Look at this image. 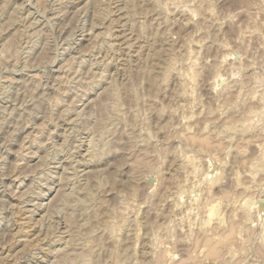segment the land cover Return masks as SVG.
I'll list each match as a JSON object with an SVG mask.
<instances>
[{
  "label": "rangeland",
  "instance_id": "374dc122",
  "mask_svg": "<svg viewBox=\"0 0 264 264\" xmlns=\"http://www.w3.org/2000/svg\"><path fill=\"white\" fill-rule=\"evenodd\" d=\"M157 1L0 0V264H58V257L60 264H149L152 234L160 250L173 253L155 264H264V203L254 206L249 222L239 205L264 200V159L262 167L257 161L264 157V0ZM193 61L196 75L185 88L178 72ZM217 72L223 80L213 92ZM246 120L253 123L247 131L229 128ZM189 134L207 137L208 146L189 143ZM186 155L195 160L192 179ZM217 174L210 202H222L223 227L231 223L226 200L239 205L230 236L238 226L245 238L231 244L233 257L226 250L215 258L207 248L200 252L199 244L205 246L195 238L203 237L204 213L186 202L190 185L197 181L195 193L202 195ZM101 197L114 209L111 216H138L137 250L130 245L133 223L117 231V216L107 224L112 233L99 227ZM166 226L174 228L170 235ZM67 239L91 240V260L82 257L87 252L68 256Z\"/></svg>",
  "mask_w": 264,
  "mask_h": 264
},
{
  "label": "bare ground",
  "instance_id": "6f19581e",
  "mask_svg": "<svg viewBox=\"0 0 264 264\" xmlns=\"http://www.w3.org/2000/svg\"><path fill=\"white\" fill-rule=\"evenodd\" d=\"M152 1H157V0H152ZM160 1V0H159ZM173 1H175V0H173ZM172 1V2H173ZM179 1V0H178ZM177 0L175 1V2H173V5H180V3H177L178 2ZM181 1V0H180ZM184 2H185V0H183ZM129 2V1H128ZM158 2V1H157ZM157 2H155V3H157ZM161 2V1H160ZM158 3V5L159 4H161V3ZM182 2V1H181ZM131 3V2H130ZM132 3H133V1H132ZM174 3H177V4H174ZM163 4V6H165L164 4L165 3H162ZM162 4H161V8L163 7L162 6ZM155 5V4H154ZM153 5V6H154ZM169 5V4H168ZM168 5H166L167 7H169ZM171 5V4H170ZM200 5V4H199ZM165 6V7H166ZM131 7V6H130ZM154 7H156V6H154ZM160 7V6H159ZM164 7V8H165ZM200 7V6H199ZM199 7H196L195 6V8H198L199 9ZM28 8V7H27ZM164 8H162V9H164ZM186 8H188V7H186ZM202 8V7H201ZM156 9V8H155ZM158 9V8H157ZM160 9V8H159ZM169 9V8H168ZM167 8H166V10H168ZM170 9H172L171 7H170ZM169 9V10H170ZM185 9V8H184ZM184 9L182 10V11H184ZM191 9V8H190ZM193 9V8H192ZM197 9V10H198ZM168 10V11H169ZM187 10V9H186ZM185 10V11H186ZM160 11V10H159ZM162 11V10H161ZM168 11H166V15L168 16V14H167V12ZM188 11H189V9H188ZM191 12L190 13H193V14H191V15H194L195 13V11L194 10H190ZM28 12V11H27ZM105 12V11H104ZM132 12V11H131ZM134 12V11H133ZM129 13V12H128ZM164 14H165V11L163 12ZM170 13V12H169ZM185 13H187L188 14V12H185ZM26 16V15H25ZM29 16V15H28ZM105 16H107V15H105ZM109 16V15H108ZM187 16V15H186ZM189 17H190V14L188 15ZM194 16H196V15H194ZM164 18V17H163ZM192 18V17H191ZM190 19V18H189ZM189 19H188V21H189ZM165 20H167L168 21V19H165ZM165 20H164V22H165ZM186 21V20H185ZM166 23V22H165ZM188 23V22H187ZM189 23H190V21H189ZM134 24V23H133ZM141 24V23H140ZM144 23H142V25H143ZM137 25V24H136ZM141 25V26H142ZM168 25V24H167ZM144 26H146V25H144ZM135 27V26H134ZM137 27H140L139 25H137ZM142 29H143V26H142ZM145 29H147L146 27L144 28V30ZM139 31H140V28H139ZM90 32V31H89ZM142 32V31H141ZM105 33V32H104ZM109 33V31H107V34ZM110 34V33H109ZM104 35V34H103ZM110 36V35H109ZM97 38V37H96ZM110 38V37H109ZM166 39V38H165ZM90 40V39H89ZM103 41V40H102ZM92 42H93V40H92ZM197 43L196 44H200V43H198V41H196ZM193 44V43H192ZM103 45V44H102ZM130 45V44H129ZM7 47V46H6ZM5 47V48H6ZM109 47H110V45H109ZM190 48H191V46H190ZM2 49V48H1ZM192 49V48H191ZM3 50H5V49H3ZM189 50V49H188ZM190 52V51H189ZM188 52V53H189ZM192 52H194V51H192ZM191 52V53H192ZM4 53V52H3ZM2 53V54H3ZM195 54H196V52H194ZM194 53H192V54H190V56H191V58H192V55H194V57L196 56ZM3 56V55H2ZM190 56H188V57H190ZM193 57V58H194ZM225 55H224V57H223V59H222V62L225 60ZM2 58V57H1ZM196 58V59H195ZM194 59H190L189 58V60H194L195 62H196V60H197V57H195ZM73 60V59H72ZM194 61L191 63V65L188 67V69L187 70H184L183 72L184 73H182L181 74V72L179 71H177L176 69V71L178 72V73H180V75L182 76L181 78H183V80L184 81H186V83H188V84H183L184 86L185 85H190V83L191 82H193V80H194V78H195V75H196V71L194 70V68H195V66H194ZM66 62V61H65ZM221 62V61H220ZM67 63H68V61H67ZM108 63V62H107ZM106 63V64H107ZM173 63V62H172ZM171 63V64H172ZM170 64V63H169ZM170 64V65H171ZM69 65H70V63H69ZM109 65V64H108ZM170 65H169V68H171L170 67ZM196 65V64H195ZM172 66V65H171ZM67 67V66H66ZM174 68V67H173ZM168 69V68H167ZM168 70H170V69H168ZM105 71V70H104ZM103 71V72H104ZM232 72H234V71H232ZM177 73V74H178ZM101 74H102V72H101ZM104 74V73H103ZM100 75V74H99ZM98 75V76H99ZM235 75V74H234ZM35 76V75H34ZM33 76V77H34ZM233 76V75H232ZM99 78H100V76H99ZM102 78V77H101ZM223 80V77L221 76V74L220 73H218L217 72V74L215 75V77H214V84H213V86L211 87V90L213 91V92H215V90H216V86L217 85H219L220 83H221V81ZM183 83V82H182ZM185 88H186V86H185ZM224 88H222V89H219V91H217V92H221L222 90H223ZM135 90V89H134ZM184 90V89H183ZM191 90V93H192V89H191V87H190V89H189V91ZM187 93H189V92H187ZM190 93V94H191ZM133 95V94H132ZM138 95V94H137ZM137 95H136V97H137ZM134 96V95H133ZM190 96V95H189ZM135 97V98H136ZM139 97V96H138ZM264 97V96H263ZM262 97V99H263V102H264V98ZM139 98H142V97H139ZM138 98V99H139ZM137 99V98H136ZM137 99V100H138ZM136 101V100H135ZM140 101H142V100H140ZM143 102V101H142ZM262 102V103H263ZM137 103V102H136ZM260 109V112L259 113H261L262 114V112H264V103H263V105L261 106V108H259ZM254 112L255 111H249V113L251 114V113H253L254 114ZM257 113L256 114H258V111H256ZM260 115V114H259ZM262 115H264V113L262 114ZM260 117H262L263 118V116H260ZM253 125V123L252 122H250V121H243V122H240L238 125H233V126H230L229 128H234V127H236V126H238L242 131H247V130H249V129H251V126ZM205 126H206V124H205ZM204 127V126H203ZM207 127V126H206ZM237 127V128H238ZM253 127V126H252ZM201 129H202V127H201ZM185 130L187 131L188 130V128H185ZM200 131L201 130H199V134H200ZM202 131H203V129H202ZM201 131V132H202ZM187 133V132H186ZM203 133V132H202ZM245 134V133H244ZM194 135V134H193ZM195 135H198V134H195ZM201 135V134H200ZM200 135H198V136H200ZM243 135V134H242ZM195 137V136H191L190 134L189 135H187L186 136V140L187 141H189V143H191V144H198V145H203V146H208L207 145V142H208V138L207 137H205V136H201V137ZM244 136V135H243ZM181 137H184L185 138V136L183 135V136H181ZM180 136H179V138H181ZM240 138H242V137H240ZM244 138V137H243ZM242 138V139H243ZM245 139V138H244ZM144 140V139H143ZM185 141V140H184ZM241 141H243V140H241ZM90 142V141H89ZM143 142H145V141H143ZM29 143V142H28ZM91 144H92V142H91ZM25 145V144H24ZM90 145V144H89ZM149 145V144H148ZM31 146V145H30ZM91 146H93V145H91ZM90 146V147H91ZM190 146V145H189ZM229 146V145H228ZM223 147V146H222ZM93 148V147H92ZM207 148V147H206ZM227 148V147H226ZM225 147H224V150L226 149ZM230 148V147H229ZM227 152V151H226ZM101 153V152H100ZM146 153V152H145ZM148 153V152H147ZM89 154V153H88ZM92 155H93V153H92ZM97 155H98V153H97ZM93 156H95L96 158H97V156L96 155H93ZM93 156H91L90 155V157H92V159H93ZM98 156H100V154L98 155ZM82 157V156H81ZM86 157H88V158H90L89 156H87L86 155ZM185 159V160H184ZM184 161H186V163L189 161L190 163H192V166H191V168H190V175H189V177L191 176V178H189V179H192V178H194L196 175H197V168H196V164H195V160L194 159H192L191 157H189L188 155H186L185 157H184ZM263 159H264V157H263V155H260L259 156V158L257 159V161H258V164H259V166L260 167H262V163H263ZM182 160V161H183ZM78 161V160H77ZM92 161V160H91ZM183 161V162H184ZM80 162V161H79ZM188 162V163H189ZM187 163V164H188ZM145 164V163H144ZM146 166V165H145ZM147 166H148V164H147ZM257 166V165H256ZM259 166H258V169H260L259 168ZM63 167V166H62ZM149 167H151V165L149 166ZM257 168V167H256ZM255 168V170L257 171L258 169H256ZM64 171V170H63ZM92 172V171H91ZM199 172V171H198ZM93 173V172H92ZM86 174V173H85ZM94 174V173H93ZM201 174V173H200ZM199 174V175H200ZM251 174H252V171H251ZM254 174V173H253ZM83 175V174H82ZM221 175H222V173H221ZM221 175H216V176H218V177H215V178H213V179H211V180H209V181H207L208 180V178H207V180H206V182H207V184H206V182H205V184H206V187H205V185H204V189H203V193H202V195H200V194H197V193H195V191H196V185L197 184H195V182H197V181H195L194 182V184H192V185H190V187H189V190H187V191H185V193H187V195H186V198H187V200H186V202H188V207H190L191 208V210H192V206H193V208H196V209H200L201 211H202V213H204L203 214V218H202V221H201V224L203 225V229H202V233H203V235H200V236H203V237H199L200 239H198V238H195V239H197V241L200 243H202V245L203 246H205V247H202L201 246V248L199 247L201 244H199V246L197 247V248H199V250H200V252H202V248H207V253H208V255L209 256H211L212 258H215V257H217L218 255H219V253H221V251L222 250H226L227 251V255H231L230 257H233L232 255L235 253L234 252V248L232 247V245L231 244H233L234 242H240L241 241V239L243 238H245V237H242L241 238V234L242 233H244L243 231H242V229L239 227L238 229H237V227H236V231H235V233L232 235V236H230V231H231V229L233 228V225H234V223H232V220H233V218H234V216H235V218H236V215L234 214V213H236L235 211H237L236 209H237V207L239 206V205H241L240 206V208L241 207H244V209H243V211L242 212H244V218H245V220H247L248 222H249V219H251V217H252V213L254 212H252L251 213V211L253 210V209H255V207L254 206H256V205H260V204H262V203H264V200L263 199H258V200H250V199H245V200H243L242 202L241 201H239L240 203H239V205L238 206H236L235 205V203H232V202H230L229 200H226V205H224V207L225 206H229V207H231L229 210H232V212L231 211H229L231 214H229V219H230V221H231V223L230 224H228L229 222H227L226 224L228 225H226L227 227H225V225H224V227L222 226V223H223V221H224V216L221 214L222 213V211L219 209L220 207L219 206H221L220 204H222V202H217V203H211L210 202V199H211V192H210V188L212 187L211 185L212 184H214L215 182H217L218 181V179L220 178L219 176H221ZM253 176V175H252ZM81 178V177H80ZM204 178V177H203ZM202 178V179H203ZM206 178V177H205ZM204 178V179H205ZM86 179H87V177H86ZM145 180H147L148 181V183L150 184V185H152L153 184V179L152 178H144ZM188 179V178H187ZM203 179V180H204ZM88 180V179H87ZM140 180V179H139ZM144 180V181H145ZM198 180H200V179H198ZM83 181V180H82ZM122 181V180H121ZM138 181V180H137ZM188 181H190V180H188ZM193 181H194V179H193ZM86 182V181H85ZM126 182V181H125ZM129 182V181H128ZM203 182V181H202ZM88 183V182H87ZM122 183V182H121ZM123 183H124V181H123ZM130 183V182H129ZM147 183V182H146ZM191 183H193V182H191ZM190 183V184H191ZM204 183V182H203ZM125 184V183H124ZM123 184V185H124ZM127 185V184H126ZM189 185V184H188ZM50 186H52V185H50ZM125 187V186H124ZM127 187V189L126 190H128L129 189V184H128V186H126ZM76 188V187H75ZM244 189L245 190H248V187H244ZM254 190V189H253ZM86 191L88 192V190L86 189ZM60 192V191H59ZM66 192V191H65ZM81 192V191H80ZM84 192V191H83ZM132 192V193H131ZM131 192H129L131 195H129V196H132V195H134V191L132 190ZM78 193V192H77ZM89 193V192H88ZM128 193V192H127ZM128 193V194H129ZM150 193H151V191H150ZM64 194V193H63ZM184 194V192H180V193H178V195L176 196V197H179V198H181L182 197V195ZM78 195V194H77ZM84 195H87V194H85V192H84ZM147 195V194H146ZM150 195V194H149ZM149 195H147V196H149ZM54 196H56V195H54ZM70 196V195H69ZM72 196V195H71ZM90 196V195H89ZM84 197H87V196H83V199H84ZM175 197V198H176ZM52 198V197H51ZM74 198V197H73ZM94 198V197H93ZM98 198H99V196H98ZM98 198L97 199H95V200H97V203L99 204V208H100V210H99V212L98 211H96V217H97V220L99 221H96L95 219V221L96 222H98V223H100L99 224V227L101 226L104 230L108 227V225L107 224H109V223H111L110 221H109V219H112V221H113V218L114 217H117L118 216V218H119V225H118V227H117V225L113 222L112 224L113 225H111V226H114V224L116 225L114 228H116L117 227V231L119 230H122L123 228H125V227H123V226H125V224L126 223H128V222H131V223H133L134 225H135V229L133 230V227L132 226H130V230H133L134 232L132 233V242H131V244L128 242V244H130V245H132L131 247L132 248H134V250H137V249H135V247L137 246L136 244H137V241L138 240H140L139 238H141V236H139V232L141 231L140 229H139V222H137V220L135 219V217L137 216H135V217H133V219L131 218V220L129 219V221H127L128 219H126V217H119V215H120V213H118L119 215H117V216H115L114 215V217L113 216H111V215H113L112 213H114L113 212V210H112V208H111V210H112V212L111 211H109L108 210V208L109 207H107L106 206V199L104 198V197H101V199H99L98 200ZM130 198V197H129ZM134 198H135V196H133V200H134ZM82 199V198H81ZM87 199V198H86ZM89 199H91V197L89 198ZM178 199V198H177ZM66 200V199H65ZM64 200V201H65ZM132 200V201H133ZM29 201V200H28ZM50 201V200H49ZM84 201V200H83ZM87 201H88V199H87ZM92 201V200H91ZM90 201V202H91ZM131 201V202H132ZM135 201V200H134ZM177 201V200H176ZM184 201V200H183ZM34 202V201H33ZM44 202V201H43ZM48 202V201H47ZM76 202V201H75ZM179 202H181V201H179ZM38 203V202H37ZM50 203V202H49ZM84 203H87L86 201L84 202ZM134 203V202H133ZM132 203V204H133ZM177 203V205L178 206H180V204H178V201L176 202ZM175 203V204H176ZM34 204V203H33ZM48 204V203H47ZM131 204V203H130ZM186 204V203H185ZM37 205V204H36ZM83 204H81V206H82ZM88 205H90L91 206V204H89L88 203ZM108 205V204H107ZM16 206V205H15ZM47 206H49V205H47ZM174 206H176V205H174ZM18 207V206H17ZM32 207V206H31ZM83 207H85V206H82V209L81 210H83ZM86 207H87V205H86ZM85 207V208H86ZM131 207V206H130ZM186 207L187 206H185V210H186ZM187 207V208H188ZM40 208V207H39ZM84 208V209H85ZM30 209V208H29ZM87 209V208H86ZM110 209V208H109ZM128 209H131V208H128L127 207V210ZM228 209V208H227ZM90 210H92L91 208H90ZM89 210V211H90ZM96 210H98V209H96ZM116 210V209H115ZM125 211H126V209H124ZM189 210L190 209H187V213H189ZM190 210V211H191ZM225 210H226V208H225ZM29 211V210H28ZM34 211V210H33ZM87 211V210H86ZM111 213H109V212ZM119 211V210H118ZM43 212V211H42ZM85 212V211H84ZM117 212V211H116ZM121 212V211H120ZM225 212H227V210L225 211ZM241 212V213H242ZM82 213V212H81ZM87 213H89V212H87ZM127 213H130V212H127ZM228 213V212H227ZM227 213H225V216H226V214ZM251 213V214H250ZM45 214V213H44ZM84 214V213H83ZM123 214V213H122ZM191 214H192V211H191ZM48 215V214H47ZM125 216L127 215L128 216V214H124ZM243 215V214H242ZM93 215H91V217H92ZM228 216V215H227ZM226 216V217H227ZM251 216V217H250ZM254 216V215H253ZM31 217V216H30ZM44 217V216H43ZM48 217H49V215H48ZM128 217H130V216H128ZM127 217V218H128ZM138 217V216H137ZM243 217V216H242ZM241 217V218H242ZM39 218V217H38ZM117 218V219H118ZM228 219V218H227ZM39 220V219H38ZM58 220V219H57ZM87 220V218L85 219V221ZM114 220H116V219H114ZM235 220V219H234ZM50 221H51V219H50ZM65 221V220H64ZM84 221V222H85ZM139 221V220H138ZM149 221V220H148ZM229 221V220H228ZM242 221V220H241ZM67 222V220L65 221V223ZM117 222V221H116ZM118 222H117V224H118ZM224 222H226V218H225V221ZM235 222V221H234ZM243 222V221H242ZM36 223H38V221H36ZM40 223V222H39ZM68 223V222H67ZM66 223V224H67ZM79 223V222H78ZM86 223V222H85ZM85 223H84V225H85ZM145 223V222H144ZM144 223L142 224L143 226H144ZM147 223V222H146ZM213 223V228H209V226H210V224H212ZM236 223V222H235ZM69 225H70V222L68 223ZM130 224V223H129ZM141 224V223H140ZM153 224V223H152ZM169 224V223H168ZM190 224V223H189ZM239 224V223H238ZM245 224V223H244ZM243 224V225H244ZM246 224H247V222H246ZM40 225L41 226H43L41 223H40ZM48 225V224H47ZM54 225V224H53ZM52 225V226H53ZM64 225V224H63ZM127 225V228H128V224H126ZM147 225H148V223H147ZM248 225H249V223H248ZM248 225H246L245 227H246V230L247 229H250V228H247V226ZM49 226V225H48ZM82 226V225H81ZM141 226V225H140ZM142 226V227H143ZM150 226H151V224H150ZM153 226H154V224H153ZM241 226V225H240ZM51 227V226H50ZM78 227H80V226H78ZM109 227H110V225H109ZM123 227V228H122ZM131 227H132V229H131ZM148 227V226H147ZM154 227H156V226H154ZM161 227V226H160ZM163 227V226H162ZM171 227H174V226H171ZM190 227V226H189ZM200 227H201V225H200ZM250 227V226H249ZM28 228V223H27V221H25L24 223H22V225H21V228H20V230L21 231H23V232H25L26 231V229ZM47 228H49V227H46V229ZM52 228V227H51ZM66 228V227H65ZM76 228V227H75ZM111 228V227H110ZM141 228V227H140ZM150 227H148V229H149ZM157 228V227H156ZM175 228H176V225H175ZM180 228V227H179ZM188 228V227H187ZM209 228V229H208ZM242 228H243V226H242ZM72 229V228H71ZM108 229V228H107ZM147 229V228H146ZM151 229H152V227H151ZM154 229V228H153ZM153 229H152V231H153ZM165 229V228H164ZM166 229H167V231L165 230V232H167V233H171L173 230L172 229H174V228H171V230H170V228L169 227H167L166 226ZM201 229H199V231H201ZM208 229V230H207ZM240 229V230H239ZM53 230V229H52ZM70 230V229H69ZM68 230V231H69ZM111 230V229H110ZM109 229L108 230H106V231H110ZM157 230L158 229H156V232H157ZM163 230V229H162ZM161 230V231H162ZM178 230V229H177ZM176 230V231H177ZM183 230V229H182ZM189 230V229H188ZM243 230H245L244 228H243ZM245 230V231H246ZM264 230V229H263ZM55 231V230H54ZM114 230H112V232H113ZM115 231H116V229H115ZM116 231V232H117ZM143 231V230H142ZM150 231V230H149ZM175 231V232H176ZM190 231V230H189ZM210 231H212V232H210ZM241 231H242V233H241ZM60 232H61V230H60ZM111 232V231H110ZM110 232H108L109 233V235H111L110 234ZM111 232V233H112ZM124 232V231H123ZM126 232V231H125ZM127 232H128V229H127ZM126 232V233H127ZM130 232V231H129ZM129 232H128V234H129ZM154 232V231H153ZM156 232H155V234H156ZM164 232V231H163ZM191 232V231H190ZM37 233H39V232H37ZM69 233V232H68ZM88 233V232H87ZM89 233H90V231H89ZM170 233H169V235H170ZM210 233V234H209ZM58 234V233H57ZM72 234V233H71ZM115 234V233H114ZM130 234H131V232H130ZM129 234V235H130ZM145 234H146V232H145ZM151 234V233H150ZM172 234H174V232L172 233ZM177 234V233H176ZM176 234H174V237H175V235ZM190 234V233H189ZM198 234V233H197ZM246 234V233H245ZM261 234H263V233H261ZM260 234V235H261ZM40 235V234H39ZM52 235V234H51ZM77 235V234H76ZM76 235H75V237H76ZM87 235V237L88 236H91V235H88V234H86ZM86 235H84V236H86ZM108 235V234H107ZM120 235H121V233H120ZM127 235V234H126ZM149 235V234H148ZM153 235V237L154 238H152L151 239V236L149 235V238L151 239H149L150 241L149 242H147V243H149V245H147V246H145V247H147L146 249H148V251L146 252L147 254L146 255H148V253L150 254V261L149 260H147V262L150 264L151 262H154V263H152V264H155L156 262H159L160 260H166V259H171L172 258V255H173V253L168 249V250H166V246H163V247H165V250H160V249H163V248H159V243H161L160 242V240L158 241V238H157V234L156 235H154V234H152ZM163 235V234H162ZM252 235V234H251ZM71 236H74L73 234L71 235ZM81 236V235H80ZM112 236H113V234H112ZM122 236V235H121ZM120 236V237H121ZM128 236V235H127ZM127 236H125V237H127ZM158 236H159V234H158ZM243 236V235H242ZM246 236V235H245ZM262 236V235H261ZM263 236H264V234H263ZM262 236V237H263ZM42 237V236H41ZM47 237V236H46ZM56 237V236H55ZM70 237V236H69ZM68 237V239H71V238H69ZM77 237H78V235H77ZM76 237V238H77ZM116 238L117 237H119V235L117 234L116 236H115ZM119 237V240L121 239V238H123V236L120 238ZM130 237V236H129ZM169 237H171V236H169ZM173 237V235H172V238H174ZM260 238V239H263L264 240V237L263 238ZM38 238V237H37ZM40 238V237H39ZM50 238V237H49ZM65 238V237H64ZM91 238V237H90ZM145 238V237H144ZM161 237H159V239H160ZM251 238V237H250ZM68 239L66 240L67 242H65L64 241V246L66 247H64V246H62V247H64V251H66L67 249H68V252H67V254H68V256L70 255V257L71 256H73V257H76V258H78L77 256H79L80 254H84L85 252H87L86 254H84L82 257H84L85 258V261H86V263H88V261L89 260H91V258L93 257V253H92V245H91V243H89V242H91V240L90 241H85L83 244H76V245H74L73 243H76L75 241L72 243L71 242V244H70V242L68 241ZM146 239H148L147 237H146ZM61 240H63V239H61ZM65 240V239H64ZM76 240V239H75ZM117 240H118V238L116 239V243L115 244H118L117 243ZM125 240V242H126V240H127V238L125 239H123L122 241H124ZM173 240V239H172ZM248 239L246 238V240L245 241H247ZM262 240V242H264ZM43 241V240H42ZM41 241V242H42ZM60 241V240H59ZM71 241H72V239H71ZM77 241V240H76ZM129 241H131L130 239H129ZM195 241L196 240H194V243H195ZM244 241V240H243ZM243 241H242V243H240V246H241V244H243ZM249 241V240H248ZM25 244H23V245H25V247H28V246H31V243H30V241H28V240H25ZM60 242H62V241H60ZM69 242V243H68ZM121 242V241H120ZM238 242V243H239ZM193 243V244H194ZM238 243H236V244H238ZM197 244V245H198ZM262 244V243H261ZM144 245H146V244H144ZM239 245V244H238ZM117 246V248L119 247V245H116ZM128 246L129 245H127V246H125L126 248H128ZM195 246V245H194ZM263 246V245H262ZM56 247V246H55ZM124 247V246H123ZM130 247V246H129ZM144 247V248H145ZM195 247V248H196ZM241 247H244L245 248V246L243 245V246H241ZM258 247H259V245H258ZM59 248H61V247H58L57 249H59ZM116 248V249H117ZM45 249H47V248H45ZM56 249V250H57ZM123 249V248H122ZM131 249V248H130ZM246 249V248H245ZM82 251V253H80V252H78V251ZM97 250V249H96ZM115 250V249H114ZM128 250H129V248H128ZM127 250V251H128ZM58 251V250H57ZM60 251H63V250H59V253H60ZM63 251V252H64ZM117 251V250H116ZM115 251V252H116ZM124 251V250H123ZM126 251V250H125ZM125 251L124 252H122V253H118V254H115L114 253V255H115V257L116 258H118V257H120V256H122V255H124L123 253H125ZM132 251H133V249H132ZM145 251V250H144ZM225 251V252H226ZM236 251V250H235ZM263 251V250H262ZM130 252V251H129ZM135 252V251H134ZM234 252V253H233ZM264 252V251H263ZM263 252H261V253H263ZM58 253V252H57ZM131 253V252H130ZM133 253V252H132ZM136 253V252H135ZM145 253V252H144ZM257 253H259V252H257ZM66 254V253H65ZM96 254V253H95ZM125 254H127V253H125ZM64 256V254H61V256ZM134 255V254H133ZM145 255V254H144ZM235 255V254H234ZM81 256H80V258H81ZM128 256V255H127ZM65 257V256H64ZM91 257V258H90ZM96 257V256H95ZM94 257V258H95ZM229 257V258H230ZM59 258V257H58ZM58 258H57V260H56V262H58V264H60V262H59V260H58ZM63 258V257H62ZM66 258V257H65ZM72 258V257H71ZM148 258H146V259H148ZM64 259V258H63ZM67 259V258H66ZM74 259V258H73ZM122 259H124L123 257H122ZM136 259V258H135ZM145 259V260H146ZM65 260V259H64ZM83 260V259H82ZM116 260H118V259H116ZM120 260V259H119ZM44 261V260H43ZM60 261H61V258H60ZM74 261V260H73ZM156 261V262H155ZM37 262V261H36ZM45 263V262H44ZM54 263H55V261H54ZM62 263V262H61ZM84 263V262H83ZM160 263H162V261L160 262ZM159 263V264H160ZM51 264V263H50ZM57 264V263H56Z\"/></svg>",
  "mask_w": 264,
  "mask_h": 264
}]
</instances>
